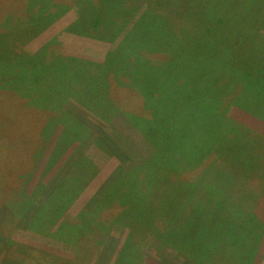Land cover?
Wrapping results in <instances>:
<instances>
[{
	"label": "rangeland",
	"instance_id": "374dc122",
	"mask_svg": "<svg viewBox=\"0 0 264 264\" xmlns=\"http://www.w3.org/2000/svg\"><path fill=\"white\" fill-rule=\"evenodd\" d=\"M4 1L0 0L1 5ZM92 1L95 5L101 2ZM158 1L165 5L173 2ZM217 1L204 0L198 5L203 11L210 9L209 12L219 8L221 16L225 8ZM13 2L6 0L7 9L12 7L10 3L15 6ZM61 2L30 0L31 7L26 10L28 13L25 19L19 18L24 15V9L15 12L16 14H10V11L7 17L10 25L5 30L9 29L13 33L18 27L14 23L20 25L19 20L25 22L30 15L35 19L36 8L42 6L45 10L41 11L42 15H38L41 17L35 19V32L40 33L31 39H25V51L36 55L37 58L39 52L46 45H50V49L45 47L46 51L38 59H45L49 63L59 62L57 58L63 57L93 63L102 62L107 53L116 47L117 42L104 43L86 37L68 36L65 27L76 21L78 15L76 8L70 5L72 2ZM117 3L119 8L129 14V18L133 0H118ZM23 5L25 7V2ZM235 8L240 10L244 8V4L237 3ZM46 10L49 13L46 14ZM44 14L46 15L43 16ZM176 16L173 18L181 19ZM249 18L254 22L248 23L250 21L244 18L246 30L258 45L264 47V17L249 15ZM106 19L107 15H103L102 20ZM1 32L4 33L3 28ZM2 42L4 59L1 63L11 68L15 62L11 46L23 43L15 36L2 37ZM14 50L15 53H20V50ZM29 62L33 64L32 60ZM140 66L144 69V65ZM18 68H22L20 62ZM34 70L36 65L31 68V71ZM147 71L151 73L149 69ZM34 74L33 76H36ZM217 83L213 77L208 78L206 90L199 94L198 100L193 98L181 103L184 99H178L174 108L181 106L182 112L173 114L171 118L162 115L154 122L161 129L154 135L157 138V147L162 149L161 153L170 149L171 154H181L184 159L190 157L192 160L210 150L209 154L212 155L208 162L213 163L217 169L227 168L228 171V167L233 166V169L239 171L261 174V171H264L261 168L264 166V152L254 147L250 141L255 142L252 136L248 138L235 133L227 134L228 126L220 125L219 128L211 129L218 119L209 111L212 105L210 88L214 85L213 91L216 95H219L224 87L227 88L226 82ZM61 86L45 82L2 84L0 80V264H113L115 259H118L119 247L123 248V240L128 237L127 229L113 223L102 232L95 231L98 228L95 226L93 235L81 234L77 229H69L70 224L64 222V219L66 216L76 218L83 213H90L97 203H102L101 191L111 175L132 165L140 166L152 156L154 146L151 145V140L148 142L138 130H134L135 127L130 129L125 125L129 122L128 112L146 116L142 99L136 96L134 91L126 90L123 84H91L89 86L96 87L93 92L98 97L84 99L95 104L97 111L102 114L101 119L90 109L79 105L73 91H69L66 85ZM218 98L225 115L264 138L263 120L240 109L226 94L224 96L223 92ZM44 103L49 104V108L43 106ZM141 124L144 125L143 122ZM231 128L235 126L232 125ZM216 155L221 156L227 167ZM159 160H154V163ZM167 161L171 163V167L175 166L173 160ZM91 164L94 167L92 169L89 166ZM165 168L171 170L170 167ZM82 173L86 174L80 179L79 185L70 186L68 194L54 201L56 204L61 200L64 203L56 208L54 216L47 214L51 209L37 211L38 207L49 203L47 199L51 195L50 192L59 183L69 179V183L72 181L73 185L77 176ZM136 173L133 186H136V181L141 176L140 170H136ZM161 174L163 180L170 177L167 172ZM121 177L123 176L119 178ZM226 178L229 189V185L233 183L230 178ZM258 179L264 180L261 176ZM239 184L240 187L228 191L227 201L225 200L229 206L244 201L248 203L245 204L246 211L238 217L236 213L231 217L227 216L221 207L219 210L210 209L209 214H213V217L206 214L204 209L184 213L180 202L176 201L173 207L167 196L156 202V205L144 204L150 214L146 221L150 220L153 226L147 231L145 241L141 242L138 237L126 240L120 262L125 260L122 264H227V258H223L217 251L221 243L226 257L232 256L226 249L228 236L223 238L221 230L229 221L234 224L239 218L238 231L228 234L229 237H244V243L251 248L250 256L245 258V261L252 257V264H264V186H260L259 191L258 187H255V191L254 184L253 188L251 187L252 182ZM159 205L161 207L155 210V206ZM62 207L63 211L60 209ZM163 211L164 222L161 223L165 224V229L158 234L161 241L174 243L178 250L183 252L194 251L192 262L174 250L162 246L157 240L156 232L160 230V215ZM223 214L226 215L224 219ZM84 230L87 231L86 228ZM220 238L223 240H219ZM84 244L90 247L89 251L86 252L82 247ZM137 246L142 250V255L133 253V248ZM243 250L242 248L238 253ZM76 257L81 259L77 260ZM120 262L117 260L114 264Z\"/></svg>",
	"mask_w": 264,
	"mask_h": 264
},
{
	"label": "trees",
	"instance_id": "16d2710c",
	"mask_svg": "<svg viewBox=\"0 0 264 264\" xmlns=\"http://www.w3.org/2000/svg\"><path fill=\"white\" fill-rule=\"evenodd\" d=\"M29 1L10 0L15 6L10 3L12 7L9 9L6 7V0L2 5L0 3V27L4 32L2 33L0 29V80L2 84H21V82L41 84L45 82V84L66 85L69 91H73L79 104L93 111L101 119H103L102 114L97 111L95 104L84 99L98 97L93 92L96 87L89 85L120 84L121 86L123 84L126 90L134 91L135 95L142 99L146 112L144 117L130 114L128 120L148 142L150 139L151 145L154 146L152 156L142 165H132L112 176L101 191L102 203H97L90 213H83L76 218L66 216L64 222H69L70 226H73L72 228L68 226L69 229H77L81 234L93 235L95 226L98 227L95 231L102 232L113 223L127 229V239L138 237L143 242L146 240L144 237L147 236V231L153 226L150 220L146 221L150 214L144 208V204L156 205V202L166 196L172 201L173 205L170 204L173 207L176 201L180 202L184 213L204 209L206 214L213 217V214H209L211 208L219 210L221 207L225 214L227 209L242 210L238 203H233L231 208L228 207L226 202L228 191L242 186L239 182L258 181L259 176L264 178V171H261V174L239 171L233 169V166L228 167V171H226L227 168L217 169L213 163L208 162V158L212 155L209 154L210 150H206L204 155L195 157L194 160L190 157L184 159L181 154H171L170 149L161 153L162 149L157 147V138L154 136L161 129L154 122L158 121L162 115L171 118L173 114L182 112L181 106L174 108L176 100L184 99L181 103L193 98L198 100L199 94L206 90L207 79L211 77L215 82L227 83L225 84L227 88L224 87L222 92L224 96L226 94L232 99L233 104L264 121V47L258 45L251 37L250 32L244 26L246 21L243 20L245 18L250 21L248 23H253L249 15L264 17V0H218L220 6L225 8L221 16H219V8L211 12H209L210 9L203 11L198 3L202 4L204 0H172L173 2L168 5L158 0H133L129 18V14L119 8L118 0H99L101 2L97 5L92 0H60L61 3L72 2L70 5L76 8L78 15L76 21L71 23L65 32L104 43L115 44L117 42L116 47L107 54L102 64L65 57L57 58L59 62L54 63L38 59L46 48L50 49V45H46L37 58L36 55L25 51L23 49L25 39H31L40 33L35 32L37 22L35 19L41 17L38 15H42L41 11L45 8L42 6L36 8L35 19L30 15L25 22L19 20L20 25L14 23L18 27L13 30V33L5 29L10 25L7 20L10 11H12L10 14H16L24 9V15L19 18L25 19L31 7ZM237 3H243L244 8L237 10L238 8H235ZM255 8L257 10H254ZM45 13L49 12L46 10ZM103 15H107L106 20H102ZM176 15L181 19H174ZM14 36L23 44L15 43L11 46L15 62L11 68H7L1 63L4 59L2 58V37L13 38ZM14 49L20 50V53H15ZM29 60L35 61L31 65ZM19 62L22 65L20 70ZM35 65L36 70L31 71L32 66ZM140 65H144V69ZM209 75L213 76L209 77ZM213 89L214 85L210 88L211 92L209 90L212 105L208 110L218 120L211 129L219 128L220 125L228 126L226 127L227 134L235 133L248 138L252 136L255 142L250 140L251 143L264 152V138L255 135L225 115L218 98L222 92L216 95ZM43 106L49 108L47 103ZM232 125L235 128H231ZM216 156L225 164L221 156ZM156 159L160 160L154 163ZM167 159L173 160L175 166L171 167ZM165 166L170 167L171 170L166 169ZM79 168L83 169L82 166ZM261 168L264 170V166ZM136 170H140L141 176L136 181V186H133ZM162 172L169 173L170 177L163 180ZM85 174L77 176L73 185L72 181L69 183V179L63 180L62 184L59 183L50 192L51 195L47 199L49 203L38 207L37 211L44 208L47 211L51 209L47 214L54 216L56 208L64 204L62 200V203L60 201L58 204L54 201L68 194L70 186L79 185L80 179H83ZM120 176L123 177L119 178ZM226 177L231 178L233 183L229 185V189H227ZM200 204L201 206H198ZM160 207L161 205L155 206V210ZM60 209L63 211V207ZM164 214L165 211L160 215V230L156 232L157 240L162 246L174 250L187 261L192 262L194 251L184 250L183 252L178 250L176 244L161 241V236L158 234L165 229V224L161 223L164 222ZM225 214H223V219ZM183 219L186 220L185 217ZM231 223L233 222L229 221L228 224L231 226L226 224L221 232L223 238L228 236L226 249L232 256L227 255L226 257L221 243L217 251L223 258H227V264H251L252 257L245 261V258L250 256L251 248L244 243V237L241 236L239 239L237 235L231 237L228 235L238 231L239 218L234 224ZM85 228L87 231L84 230ZM182 239L184 240V237ZM125 243L118 255L119 262L123 257ZM82 247L86 252L90 250L87 244ZM138 247L133 248V253L142 255L143 252ZM242 248L243 252L238 253ZM91 253H93L92 250ZM124 262L125 260L120 264Z\"/></svg>",
	"mask_w": 264,
	"mask_h": 264
},
{
	"label": "crops",
	"instance_id": "0c3cea01",
	"mask_svg": "<svg viewBox=\"0 0 264 264\" xmlns=\"http://www.w3.org/2000/svg\"><path fill=\"white\" fill-rule=\"evenodd\" d=\"M69 25H70V24H67L66 27H65V29H66ZM67 34H68V36L79 37V36L72 35V34H69V33H67ZM109 52H110V51H109ZM109 52H108V53H109ZM108 53H107V54H108ZM106 57H107V55H106ZM105 59H106V58H105ZM105 59H104L102 62L99 61L98 63H99V64H102V63L105 61ZM78 104H79V103H78ZM79 105H81V104H79ZM128 114H131V113L128 112ZM128 121H129V120H128ZM124 123H125V122H124ZM128 123H129V122H128ZM128 123H127V124L125 123L126 127H129L130 129H131V128L134 129V126H133L131 123H130V124H128ZM134 130H137V129H134ZM139 133H140V132H139ZM147 160H148V158H147L145 161H147ZM17 162H18V161H17ZM18 163H19V162H18ZM89 166H90V169L94 168L92 164L89 165ZM90 169H89V170H90ZM68 173H69V172H68ZM115 174H116V173H115ZM113 175H114V174H113ZM113 175H111L110 178L107 179L105 185L110 181V179L112 178ZM95 179H96V178H95ZM230 179H231V178H230ZM263 181H264L263 179H262V181L259 180V179H258V181H255V180H254V181L252 182V184H251V187H252V185L254 184V189H255V187H258V191H259V190H260V186H262V187L264 186ZM244 182H246V181H244ZM244 182H243V183H244ZM249 182L251 183V181H249ZM243 183H242V184H243ZM105 185H103V188L105 187ZM101 187H102V186H101ZM101 187H100V188H101ZM103 188H102V189H103ZM252 188H253V187H252ZM256 190H257V189H255V191H256ZM261 190H262V189H261ZM245 204L247 205L248 203H246V201L238 203L239 207L242 208V210H240V211H239V210H234V209H233V210H231V209H227V210H226V215L229 216V217H231L232 215H234V213L237 214V215H236L237 217L240 216V215H242V214H243V211H246V207H245L246 205H245ZM228 207L231 208V206H229V205H228ZM230 210H231V214L229 215V211H230ZM126 232H128V231H126ZM125 240H126V238L123 240L122 245L125 243ZM121 249H122V247H119V251H118V253H117V257H118V255H119V252L121 251ZM76 258L79 259L80 257H76ZM75 260H76V259H75ZM75 260H73V261L75 262ZM115 261H116V259H115ZM115 261H114V263H115ZM75 263H76V262H75ZM114 263H113V264H114ZM251 264H252V263H251Z\"/></svg>",
	"mask_w": 264,
	"mask_h": 264
}]
</instances>
